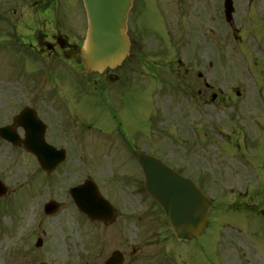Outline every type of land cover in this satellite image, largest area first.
I'll use <instances>...</instances> for the list:
<instances>
[{"label":"flooded vegetation","instance_id":"af4514ba","mask_svg":"<svg viewBox=\"0 0 264 264\" xmlns=\"http://www.w3.org/2000/svg\"><path fill=\"white\" fill-rule=\"evenodd\" d=\"M201 1L202 13L193 24L201 36L197 40L192 32L187 42L181 31L186 0H168L170 16L175 17L171 24L179 35L178 51L171 54L164 42L168 22L164 24L161 15L163 28L153 24L154 0H133L129 54L116 69L101 74L86 73L79 54L86 32L82 0H9L0 5V47L6 57H22L28 72L20 101H6L5 125L13 126L22 114L23 124L13 126L20 138L34 135L60 147L59 141L81 135L78 119L84 125L98 113L103 130L119 139L131 157L138 150V137L135 132L129 135L122 121L127 115V105L120 100H127L123 84L132 83V72L140 65L168 58L164 74L173 101L163 112L165 135L180 148L167 150L164 161L211 198L209 219L218 225L216 235L231 239L226 264H259L258 251L244 238L264 233V0H232L229 22L224 0ZM60 87L67 94L65 101L56 102L49 93ZM77 94L88 100L79 102ZM91 105L95 109L87 111ZM128 184L136 187L134 181ZM107 197L123 201L115 192H107ZM118 218L116 211L111 225H117ZM124 219L140 220L132 210ZM236 220L259 228L238 227ZM224 227L232 228L229 234ZM144 234L138 244L130 238V243L119 245L124 264H170L176 256H186L169 245L166 230ZM216 249L214 262L225 264L217 261Z\"/></svg>","mask_w":264,"mask_h":264},{"label":"rangeland","instance_id":"374dc122","mask_svg":"<svg viewBox=\"0 0 264 264\" xmlns=\"http://www.w3.org/2000/svg\"><path fill=\"white\" fill-rule=\"evenodd\" d=\"M186 1L187 10L183 20L189 25L195 22L199 13H202L200 10L202 1ZM0 2L6 5L7 0ZM154 3L157 7V12L153 8L156 13L153 16L154 27L163 28L162 18L164 24L165 21L168 22L166 18L172 22L175 20V17H170L173 10L168 5V0H154ZM176 35L173 33L174 38ZM166 40L169 42V37L164 38V42L169 45V48L167 45L166 47L173 54V48H177L178 43L176 44L174 40L167 43ZM0 53L1 126L6 123V101L14 104L20 101L18 99L22 94V82L28 72L22 57H6L3 52ZM150 63H155L158 70L144 75L140 71L135 77L133 92L127 96V100L120 99L127 105L125 109L127 115H124L122 121L129 135L137 133L140 147L164 155L167 150L177 149L178 143L162 137L166 125L156 124V116L153 120L151 113L162 114L161 111L164 112V108H167L173 99L163 93L164 85L162 88L161 83L165 79L163 63L160 60ZM149 66H144V70L147 71ZM65 107L68 108V105L65 104ZM94 109L93 105L87 107V111ZM93 120L94 127H90L91 123L81 125L83 142L70 138L58 142L66 147L68 156L52 175L43 174L33 156L11 147L0 139V180L9 189L8 195L0 198V264H37L41 261L49 264H96L113 249L119 248L121 243H130V238L135 241L134 244H138L145 238L144 231L165 228L160 212L148 205L141 194L132 200V206L128 204L129 195L123 193V187L119 188L120 182L115 178V174L124 170L134 171V160L124 152L122 144L119 149V139L103 130L98 113L94 115ZM78 123H82L81 120L78 119ZM117 148L120 151L117 152L119 155L116 153ZM122 175L126 177L130 174L123 172L121 175L118 174V177L121 178ZM86 177L96 180L104 191L115 192L121 199L123 198L116 206L119 211L117 225L103 229L97 224H91L75 209L68 188ZM49 200H56L61 206L55 215L47 217L43 214L42 208ZM131 210L140 218L138 225H129L124 219L125 216H130ZM236 222L238 227L248 230L259 228L252 225L247 228L243 226L242 220ZM211 228L192 241L171 242L186 254L191 253V256L198 258L201 261L199 264H211L209 260L213 264H218L212 261L218 237L216 229L212 231ZM135 234L138 237L133 238ZM38 237L42 238L43 244L42 247L35 248ZM244 239L258 251L255 258L259 264H264V233L246 236ZM191 256H185L184 259L170 264H193ZM137 264L142 263L138 260Z\"/></svg>","mask_w":264,"mask_h":264},{"label":"water","instance_id":"95a60500","mask_svg":"<svg viewBox=\"0 0 264 264\" xmlns=\"http://www.w3.org/2000/svg\"><path fill=\"white\" fill-rule=\"evenodd\" d=\"M88 18L87 36L81 56L87 71L101 72L106 67H114L125 57L129 43L125 35L126 20L131 0H84ZM5 138V130L0 129ZM34 135L29 136L26 149L38 153V160L45 171H51L63 155L51 148L48 152L37 151ZM12 142H15L12 140ZM138 162L145 176V189L162 207L169 228L178 239L188 240L199 235L206 226L209 203L191 183L180 178L158 160L144 153H137ZM6 188L0 182V196ZM75 204L91 220H104L109 216L108 205L100 201L96 188L91 183L71 190ZM58 208L54 202L45 205V213H53ZM37 245H40L38 241ZM114 258V257H113ZM112 260L107 263L112 262ZM118 260H114L116 263Z\"/></svg>","mask_w":264,"mask_h":264}]
</instances>
